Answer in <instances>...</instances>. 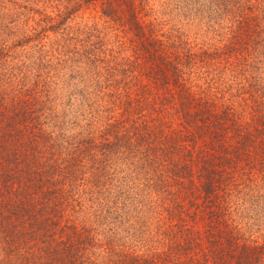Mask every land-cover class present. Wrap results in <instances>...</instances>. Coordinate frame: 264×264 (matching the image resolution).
Listing matches in <instances>:
<instances>
[{
	"label": "trees",
	"instance_id": "trees-1",
	"mask_svg": "<svg viewBox=\"0 0 264 264\" xmlns=\"http://www.w3.org/2000/svg\"><path fill=\"white\" fill-rule=\"evenodd\" d=\"M151 1L0 0V264H264V0Z\"/></svg>",
	"mask_w": 264,
	"mask_h": 264
},
{
	"label": "rangeland",
	"instance_id": "rangeland-1",
	"mask_svg": "<svg viewBox=\"0 0 264 264\" xmlns=\"http://www.w3.org/2000/svg\"><path fill=\"white\" fill-rule=\"evenodd\" d=\"M162 1H164V0H153V1H151V3L155 6V3L162 2ZM95 8L96 7H94V6H89L87 8V10H85V12H83V15L87 16V19H89L94 14ZM170 11H172V8L170 9ZM172 13H173V11H172ZM157 19H165L167 21L172 22L175 18L173 16V14L172 15L169 14V15H160Z\"/></svg>",
	"mask_w": 264,
	"mask_h": 264
}]
</instances>
